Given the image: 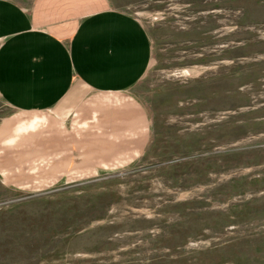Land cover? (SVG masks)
I'll list each match as a JSON object with an SVG mask.
<instances>
[{
    "label": "rangeland",
    "instance_id": "1",
    "mask_svg": "<svg viewBox=\"0 0 264 264\" xmlns=\"http://www.w3.org/2000/svg\"><path fill=\"white\" fill-rule=\"evenodd\" d=\"M107 1L150 39L129 91L148 146L50 186L0 176V264H264V0Z\"/></svg>",
    "mask_w": 264,
    "mask_h": 264
},
{
    "label": "crops",
    "instance_id": "2",
    "mask_svg": "<svg viewBox=\"0 0 264 264\" xmlns=\"http://www.w3.org/2000/svg\"><path fill=\"white\" fill-rule=\"evenodd\" d=\"M108 4L0 0V98L13 113L0 124L5 184L50 186L131 166L145 152L149 117L129 91L151 43Z\"/></svg>",
    "mask_w": 264,
    "mask_h": 264
}]
</instances>
